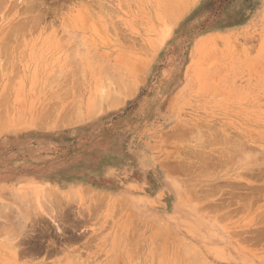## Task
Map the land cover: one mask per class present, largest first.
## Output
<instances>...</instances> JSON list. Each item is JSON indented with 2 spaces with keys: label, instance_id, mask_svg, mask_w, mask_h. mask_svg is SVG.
Masks as SVG:
<instances>
[{
  "label": "rangeland",
  "instance_id": "rangeland-1",
  "mask_svg": "<svg viewBox=\"0 0 264 264\" xmlns=\"http://www.w3.org/2000/svg\"><path fill=\"white\" fill-rule=\"evenodd\" d=\"M263 157L264 0H0V264H264Z\"/></svg>",
  "mask_w": 264,
  "mask_h": 264
},
{
  "label": "bare ground",
  "instance_id": "bare-ground-1",
  "mask_svg": "<svg viewBox=\"0 0 264 264\" xmlns=\"http://www.w3.org/2000/svg\"><path fill=\"white\" fill-rule=\"evenodd\" d=\"M32 1H33V0H32ZM34 1H36V0H34ZM36 4H37V3H36ZM30 5H31V4H30ZM33 5H35V4H33ZM44 6H45V5H44ZM29 7H30V6H29ZM33 9H34V7H33ZM44 9H45V7H44ZM31 10H32V9H31ZM104 95H105V94H104ZM65 113H66V111H65ZM61 114H62V113H61ZM64 115H65V114H64ZM64 115H63V116H64ZM64 117H65V116H64ZM73 118H74V117H73ZM70 119H71V118H70ZM65 120H66V119H65ZM46 123H47V122H46ZM182 130H183V129H182ZM175 131H176V130H175ZM177 131H178V130H177ZM180 132H183V131H180ZM180 134H181V133H180ZM215 135H216V134H214V136H215ZM179 136H180V135H179ZM181 136H182V135H181ZM185 136H186V134H185ZM216 136H217V135H216ZM216 136H215V137H216ZM184 138H185V137H184ZM182 139H183V138H182ZM185 140H186V139H185ZM219 140H220V139H219ZM240 140H241V139H240ZM240 140H238V141H240ZM217 141H218V140H217ZM228 141H229V140H228ZM238 141H237V142H238ZM213 142H214V141H213ZM218 143H219V141H218ZM218 143H217V144H218ZM221 143H222V142H221ZM210 144H211V143H210ZM223 144L226 145V143H223ZM196 145H197V143H196ZM237 145H238V144H237ZM240 146H241V145H240ZM235 148H236V146H235ZM183 149H184V148H183ZM185 149H186V148H185ZM238 149H240V148H238ZM244 149H245V148H244ZM190 150H191V149H190ZM196 150H197V149H195L194 152L198 153L199 151H196ZM198 150H200V149H198ZM191 151H192V150H191ZM191 151H190V152H191ZM232 151H233V150H232ZM235 151H236V150H235ZM181 153H182V152H181ZM192 153H193V152H192ZM213 153H214V152H213ZM220 153H221V152H220ZM190 154H191V153H190ZM198 154H199V153H198ZM198 154H197L196 156L193 154V155L195 156V159L198 160V161L196 162L198 165H200V162H201V161H202V162H201V163H202L201 166H203L204 168H207V167H208V165H207L208 163H215V164L219 165L218 163H216V162H218L219 159H220V157H217L218 153L216 154V158H215L213 155L211 156V154H206V155H203V156L198 155ZM201 154H203V153H201ZM223 154H224V153H223ZM255 154H257V153H255ZM258 154H259V153H258ZM258 154H257V155H258ZM177 155H178V154H177ZM177 155H176V156H177ZM231 155H232V153H231ZM231 155H229V156H231ZM234 155H235V154H234ZM234 155H233V156H234ZM238 155H239V154H238ZM240 155H241V154H240ZM240 155H239V157H240ZM249 155H250V154H249ZM252 155H253V154H252ZM186 156H187V155H186ZM220 156H222V155H220ZM189 157H190V156H189ZM192 157H193V156H192ZM213 157H214V158H213ZM223 157H224V156H223ZM223 157H221V159H222ZM232 158H233V157H232ZM255 158L257 159V157H255ZM263 159H264V157H263ZM222 160H224V158H223ZM250 160H251V159H250ZM199 161H200V162H199ZM254 161H255V160H254ZM190 162H191V161H190ZM198 162H199V163H198ZM249 162H250V161H249ZM184 163H185V162H184ZM219 163H220V162H219ZM262 163H263V162H262ZM185 164H186V163H185ZM191 164H194V163H193V162H192V163H189V166H190ZM205 164H206L207 166H204ZM194 165H195V164H194ZM198 165H197V167H198ZM221 165H222V164H221ZM262 165H263V167H264V164H262ZM178 166H179V165H178ZM187 166H188V165H187ZM191 166H192V165H191ZM191 166H190V167H191ZM256 166H257V165H256ZM259 166H261V164H259ZM259 166H257V167H259ZM194 167H195V166H194ZM203 167H202V168H203ZM218 167H219V166H218ZM263 167H261V168H262L261 170H263V172L261 171V172L259 173L260 175H257V174H256V176H258V179H259L260 181H262V179L264 180V169H263ZM192 168H193V167H192ZM195 168H196V167H195ZM199 168H200V166H199ZM253 169H254V168H253ZM253 169H252V170H253ZM188 170H189V169H188ZM206 170H207V169H206ZM259 170H260V168H259ZM185 171H186V170H185ZM204 171H205V170H204ZM250 171H251V170H250ZM244 172H246V171H244ZM247 172H248V171H247ZM254 172H255V171H254ZM256 173H258L257 170H256ZM185 174H186V173H185ZM238 175H239V174H238ZM245 175H247V174H245ZM251 175H252V173H251ZM249 176H250V175H249ZM196 177H197V176H196ZM253 177L255 178V176H253ZM260 178H261V179H260ZM256 179H257V178H256ZM184 180H185V178H184ZM220 182H221V181H220ZM263 182H264V181H263ZM263 182H262V183H263ZM262 185H264V184H262ZM231 186H232V185H231ZM234 186H235V185H234ZM260 186H261V185H260ZM260 186H259V188H260ZM236 187H237V185H236ZM263 187H264V186H263ZM263 187L261 186L262 189H263ZM217 188H218V187H217ZM238 188H240V187H238ZM257 188H258V187H256V189H257ZM261 188H260V190H261ZM256 189H255V190H256ZM48 190H49V189H48ZM217 190H218V189H217ZM252 190H253V189H252ZM252 190H251V192H252ZM260 190H257V191L259 192ZM45 191H46V190H45ZM55 191H56V190H55ZM253 191H254V190H253ZM263 191H264V190H263ZM48 192H49V191H48ZM52 192H53V191H52ZM52 192H51V190H50L49 193L52 194ZM254 192H255V191H254ZM261 192H262V190H261ZM46 193H47V192H46ZM57 193H58V192H57ZM255 193H256V192H255ZM255 193H254V194H255ZM47 195H49V194H47ZM52 195H53V194H52ZM54 195H55V193H54ZM15 196H16V195H15ZM50 196H51V195H49L48 197H50ZM250 196H251V194H250ZM253 196H254V195H253ZM51 197H52V196H51ZM234 197H235V199L238 198V197H236V196H234ZM247 197L249 198V196H247ZM251 197H252V196H251ZM232 198H233V196L231 197V199H232ZM239 198H240V195H239ZM245 198H246V197H245ZM233 200H234V199H232V201H233ZM229 203H230V202H229ZM225 204H226V203H224V205H225ZM224 205H222V206H224ZM0 206H1V205H0ZM222 215H223V214H222ZM17 220H18V219H17ZM21 220H23V219H21ZM21 222H22V221H21ZM21 222H20V223H21ZM15 224H16V222H15ZM21 225H22V224H21ZM21 225H20V226H21ZM16 226H17V224H16ZM18 227H19V225H18ZM16 229H17V228H16ZM195 259H196V258H195ZM198 259H200L199 256H198ZM198 259H196V260H198ZM196 260H195V263H194V264H199V261H200V264H202V261H203V260H199L198 263H196ZM203 262H204V261H203ZM203 264H206V263L204 262Z\"/></svg>",
  "mask_w": 264,
  "mask_h": 264
}]
</instances>
